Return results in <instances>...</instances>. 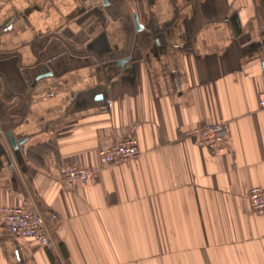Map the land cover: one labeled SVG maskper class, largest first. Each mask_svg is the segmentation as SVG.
<instances>
[{
    "label": "crops",
    "instance_id": "1",
    "mask_svg": "<svg viewBox=\"0 0 264 264\" xmlns=\"http://www.w3.org/2000/svg\"><path fill=\"white\" fill-rule=\"evenodd\" d=\"M262 94L264 0L0 5V206L34 204L54 245L0 231V264H264ZM206 121L228 152L184 136ZM129 138L138 158L59 181Z\"/></svg>",
    "mask_w": 264,
    "mask_h": 264
},
{
    "label": "built area",
    "instance_id": "2",
    "mask_svg": "<svg viewBox=\"0 0 264 264\" xmlns=\"http://www.w3.org/2000/svg\"><path fill=\"white\" fill-rule=\"evenodd\" d=\"M8 0H0V5ZM259 103L264 108V94L259 96ZM184 136L206 149L211 154L228 152L231 148L229 129L225 123L206 121L199 127L186 131ZM140 151L134 138L126 139L112 145L99 159V166L80 168L75 166L61 167L58 171L59 181L63 185L85 183L97 178L100 169L138 158ZM250 209L257 215L264 214V189L253 188L248 194ZM51 221H57V215H49ZM0 231L10 235L32 239L44 249L54 247L46 221L34 204L23 208L0 206Z\"/></svg>",
    "mask_w": 264,
    "mask_h": 264
},
{
    "label": "water",
    "instance_id": "3",
    "mask_svg": "<svg viewBox=\"0 0 264 264\" xmlns=\"http://www.w3.org/2000/svg\"><path fill=\"white\" fill-rule=\"evenodd\" d=\"M134 24H135V26H136V29L137 30H139V26H138V24H137V19H136V17H134ZM126 63V61H121L119 64L120 65H123V64H125ZM7 136H8V138H9V141H10V143H11V145H12V147L13 148H17L18 146H20V145H22V141H17V140H15V138L12 136V133L11 132H8L7 133Z\"/></svg>",
    "mask_w": 264,
    "mask_h": 264
},
{
    "label": "trees",
    "instance_id": "4",
    "mask_svg": "<svg viewBox=\"0 0 264 264\" xmlns=\"http://www.w3.org/2000/svg\"><path fill=\"white\" fill-rule=\"evenodd\" d=\"M15 116V115H14ZM5 124H9V123H5Z\"/></svg>",
    "mask_w": 264,
    "mask_h": 264
}]
</instances>
